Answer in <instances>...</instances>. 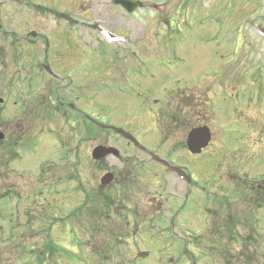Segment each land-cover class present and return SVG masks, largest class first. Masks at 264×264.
I'll use <instances>...</instances> for the list:
<instances>
[{
    "label": "rangeland",
    "instance_id": "1",
    "mask_svg": "<svg viewBox=\"0 0 264 264\" xmlns=\"http://www.w3.org/2000/svg\"><path fill=\"white\" fill-rule=\"evenodd\" d=\"M0 1L1 19L9 31H0V96L5 98L0 127L5 133L11 130L12 57L31 44L25 38L28 30L45 31L43 47H50L49 54L55 46L72 51L81 70L77 76L66 66L72 60L62 62L67 77L57 91L60 101L75 100L84 113L125 126L133 125L140 114L142 123L163 122L167 114L183 108L179 114L187 113V126L182 119L184 125L172 132L144 129L145 125L133 128L141 142L161 146L162 155L166 152L186 165L195 179L187 203L177 209L173 197L186 196L180 179L154 162L140 165L142 156L131 155L136 159L129 165L139 166L144 174L135 193L137 208L114 209L93 202L91 163L81 164L77 179L83 190L75 192L76 181L70 179L75 174L68 163L72 154L63 143L53 147L48 140H34L18 147L16 155L9 149L2 161L16 170L14 180L27 179L44 160L53 161L50 175L63 176L56 181L46 174L48 180L39 182L29 197L16 191L3 195L0 188V264H264V193L244 198L248 185L242 181L262 179L264 185V0H142L145 6L127 18L112 0H26L29 8L17 2L11 12L7 8L14 2ZM106 28L113 29V40L102 34ZM133 63L145 68L139 80H132L135 72L124 70ZM159 83L161 89L154 92L146 86ZM190 92L203 100L192 103L191 113L186 102L148 107L152 97L163 101L171 94ZM198 124L210 126L212 140L194 154L184 143L190 126ZM110 137H116L110 139L114 144L126 141L115 133ZM6 150L0 147V155ZM114 163L121 167L124 161ZM220 174L225 184H231L232 175L239 178L242 189L235 198L225 196L216 180H205ZM203 189L208 193L205 201ZM221 196L228 203L225 209H205L215 207ZM101 209L104 216L97 214ZM237 215L241 240L253 231L252 239H230L231 225L223 231L222 244H206L211 232L207 224H231ZM140 250L149 253L138 255Z\"/></svg>",
    "mask_w": 264,
    "mask_h": 264
},
{
    "label": "flooded vegetation",
    "instance_id": "2",
    "mask_svg": "<svg viewBox=\"0 0 264 264\" xmlns=\"http://www.w3.org/2000/svg\"><path fill=\"white\" fill-rule=\"evenodd\" d=\"M20 1L22 3V7L24 5L27 6L28 3L26 2V0ZM113 1L114 0H112V2ZM16 5V3H13L11 7L7 8V11H13L12 9H14ZM119 6L126 13V18L129 17L128 15L131 12L125 9L121 4H119ZM144 6L145 5L143 2L141 7ZM27 7L29 8L30 6ZM1 12L2 5L0 3V31L9 34V31L6 28L7 24L3 21V19H1ZM69 23H71V19L69 20ZM32 31L33 29L28 30L25 35L26 40L31 43L27 47L25 53L15 54L12 57L13 64L9 78V91L12 99L10 111L11 130L8 135L5 133L4 138H0V147L5 146L7 149L6 154L0 155V164L1 162H3L4 167V170L0 171V184L3 181L8 182V184L3 185V187L0 186V188L3 189L4 192L16 191L24 196H30L33 194L34 189L37 187L39 182H46L48 180L46 174L48 177L52 176V178H54L56 181H59L63 175L52 173L50 175V165L51 162H53L52 160H50V162L44 160L45 162L43 164L40 163L37 170L26 175V177H28L27 179L22 178L19 180H14L12 176V174L15 173L16 170L5 164L6 160L2 161L5 156L10 155L8 153L9 149H12L11 151H13L15 153L14 155H16V150L18 147L27 145L34 140H38L39 142L48 140V144H51V146L53 147L55 146V144L58 145L60 143H63L65 146H67V149L72 154V157L69 158L68 163L73 167L74 174L76 175V177L75 175H71L70 177L72 181H76V185L73 188L75 192L77 190H83V188L80 186L81 179H77L81 164L83 163L84 166H88L91 163L93 171L95 172L94 178L89 182V191L92 195L93 202L100 201L101 204L111 205L114 209H127L129 207V209H134L135 207L137 208V197L135 193H139L141 189H139V187L142 185L141 181L143 180L142 177H144V174L142 170H139V166L133 167L132 165H129L131 161L136 159L131 156L133 155L135 157L142 156V158L139 159L140 165L145 164L146 166H149L150 163L154 162L157 165L159 164L158 168L161 169V167H163L165 171L173 172L174 175L180 179V182L184 184L186 196L184 197V199H181V195H177L173 197V201H171V203L173 207L177 209H180L184 204H186L191 193L193 192L192 185L195 181L193 177L192 180H190L189 178L187 181L183 176L179 175L178 172L173 171L169 166L163 164V162L160 161L159 157L156 156V154H159L161 157L168 159L171 163H173V161L166 152L163 153L164 155L161 154V146H157L155 144H147L141 141L139 144L135 145L134 142L123 137L113 128L114 125L122 126L135 135L136 130L133 127L141 125H145L144 129L150 128L152 130L155 129L158 131L162 128L164 129V131L172 132L177 128L178 124H180V126L184 125L182 119L189 118L187 113H184L183 115L179 114L180 110H182L183 108L179 107V112L175 111V113L173 114H167L168 116L166 115V117H164L165 119H163V122L162 120H160L159 122L152 121L149 124L144 122L142 123L140 121V118L138 117L142 115L140 114L137 115L133 120V125L125 126L117 124L113 120H103L92 114L84 113L80 108L78 102L75 100L60 101V99L57 98V91L59 90V86L63 84L67 77L64 75V71L63 73L61 71V69H63L61 68L62 62L65 60H72V63L66 64V66L70 67V69H72V71L77 76L81 75V70L78 67V64L74 62L75 53L72 51H65V48L61 46H55L53 47V51L51 52V54H49L50 47L48 45H46V47H43L44 41L47 42V38L44 36L45 31L40 34L37 30L35 31L34 29V31L36 32L35 35ZM111 32L114 34L113 29H111ZM144 69V67H141L140 65L134 63L128 64L124 67V70H131L135 72L132 80L141 79L143 76L142 74L145 73ZM169 74L171 75V73ZM152 85L153 87H151ZM146 86L150 91L153 92L156 90L155 88L161 89L160 83L156 85L149 84ZM53 96H55L56 99L53 100ZM169 96V100L163 101L161 97L158 96L152 97V99H148L147 101L149 109H159L162 104L163 106H165V102L177 101L181 103L186 102V108L188 109L187 112L191 113L194 109L192 107V103H194L195 101H203L201 97L200 99H194L193 92L186 94H171ZM165 109H168V107H165ZM82 113L84 114L83 124L81 123ZM56 115H58L56 121L50 123L51 119L53 117H56ZM187 125L188 122L185 124V126ZM111 133H115L118 137L124 138L126 140L125 143L114 144L110 139L116 137H110ZM49 136H51L50 139ZM48 144H46V147L48 146ZM98 144H104L107 146L113 145L116 146V148L113 149L112 153L100 159H96L93 158V150ZM127 150H129L131 153H129V151L128 154L125 153ZM11 158L13 160L16 157ZM113 159H117V161H120L121 163L123 160V166H115ZM85 160L88 161V164L84 162ZM126 163H128L127 167ZM107 164L110 166V168H108ZM180 165L186 172L191 174L186 165ZM102 168H105V170L98 174L99 170L101 171ZM158 168L152 171L156 172ZM152 171L149 170L148 172L152 174ZM107 172H112L110 180L103 182L102 177ZM131 173L134 177H130ZM104 178H106V176H104ZM9 179L11 181H9ZM224 179L225 176L223 175H218L217 177L208 175L205 180L208 182L216 180L214 183L219 184V186L222 187V192L225 196L226 194H228L229 196H233L235 198L236 195L234 193H237L242 189L239 178L237 176H234L232 180L229 179V182L231 184L223 183L222 180ZM225 180L227 182V179ZM246 184L248 185L247 191L251 194V196H253L254 192L258 193V191L264 189V186L261 183L257 184V182L253 183L252 181H250V183ZM4 192H2V194L6 195ZM225 196H221V198ZM207 198L208 197L206 196L203 201H205ZM184 200L185 202L183 203ZM219 202H222L223 205H218ZM219 202H215L217 204H213L215 207L206 205L205 209H225L227 207L226 205L228 203L225 201V199ZM131 203L133 204L132 206L130 205ZM97 214L100 216H104L102 209L98 211ZM239 221H241L240 216L237 215L235 221H233L231 224L222 222L211 225L212 227L206 226L205 229L211 231L209 232V237L204 239L206 244H221L220 241L222 239L223 231H225L227 225L229 226V228H231L230 226L233 225L234 235H238L237 230H239V225L241 224V222L239 223ZM196 248L197 247L193 249ZM199 251L200 247L197 249V252ZM189 252L190 254H192L194 261V254L191 251ZM197 263L198 262L193 264Z\"/></svg>",
    "mask_w": 264,
    "mask_h": 264
},
{
    "label": "water",
    "instance_id": "3",
    "mask_svg": "<svg viewBox=\"0 0 264 264\" xmlns=\"http://www.w3.org/2000/svg\"><path fill=\"white\" fill-rule=\"evenodd\" d=\"M116 3H123L125 6L129 7V10L132 11L139 6H141L142 2L139 0H115ZM4 101L3 97H0V103ZM115 129L125 136L132 138L134 141L138 142V140L133 136L130 132L127 130L121 128V127H115ZM0 137H3V133L0 132ZM211 139V131L209 126L207 125H200L196 126L191 129V131L188 134L187 138V144L189 148L193 152H200L203 147L207 146L209 141ZM113 149V147H105L103 145H99L94 149L93 155L95 158H101L108 152H110ZM164 163L169 164L166 160H162ZM171 168L179 172L181 175H185V171L176 165H171ZM188 175V174H186ZM189 176V175H188ZM190 177V176H189ZM188 177V178H189ZM147 251H142L139 254H146Z\"/></svg>",
    "mask_w": 264,
    "mask_h": 264
}]
</instances>
